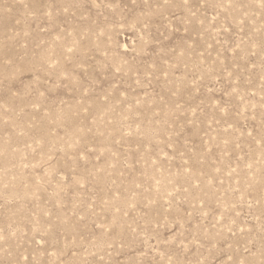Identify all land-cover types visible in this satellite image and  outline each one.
Segmentation results:
<instances>
[{
  "label": "rangeland",
  "instance_id": "374dc122",
  "mask_svg": "<svg viewBox=\"0 0 264 264\" xmlns=\"http://www.w3.org/2000/svg\"><path fill=\"white\" fill-rule=\"evenodd\" d=\"M0 264H264V0H0Z\"/></svg>",
  "mask_w": 264,
  "mask_h": 264
}]
</instances>
